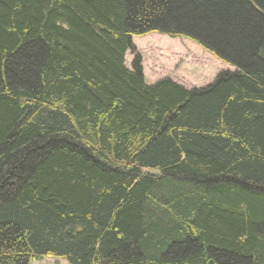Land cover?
Segmentation results:
<instances>
[{
    "label": "trees",
    "instance_id": "16d2710c",
    "mask_svg": "<svg viewBox=\"0 0 264 264\" xmlns=\"http://www.w3.org/2000/svg\"><path fill=\"white\" fill-rule=\"evenodd\" d=\"M149 34L234 70L148 83ZM44 258L264 264V0H0V264Z\"/></svg>",
    "mask_w": 264,
    "mask_h": 264
},
{
    "label": "rangeland",
    "instance_id": "374dc122",
    "mask_svg": "<svg viewBox=\"0 0 264 264\" xmlns=\"http://www.w3.org/2000/svg\"><path fill=\"white\" fill-rule=\"evenodd\" d=\"M132 44L141 58L146 82L168 77L187 89L211 83L222 71L234 68L219 61L188 39H170L158 34L133 37ZM133 55L127 52L125 65L130 69ZM30 264H68L62 259L44 258Z\"/></svg>",
    "mask_w": 264,
    "mask_h": 264
}]
</instances>
